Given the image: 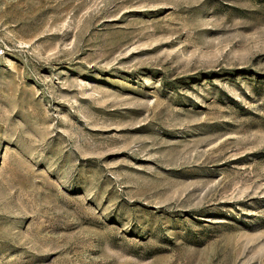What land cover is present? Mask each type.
<instances>
[{
    "label": "rangeland",
    "instance_id": "1",
    "mask_svg": "<svg viewBox=\"0 0 264 264\" xmlns=\"http://www.w3.org/2000/svg\"><path fill=\"white\" fill-rule=\"evenodd\" d=\"M0 264H264V0H0Z\"/></svg>",
    "mask_w": 264,
    "mask_h": 264
},
{
    "label": "built area",
    "instance_id": "2",
    "mask_svg": "<svg viewBox=\"0 0 264 264\" xmlns=\"http://www.w3.org/2000/svg\"><path fill=\"white\" fill-rule=\"evenodd\" d=\"M2 53V51L0 50V54Z\"/></svg>",
    "mask_w": 264,
    "mask_h": 264
}]
</instances>
